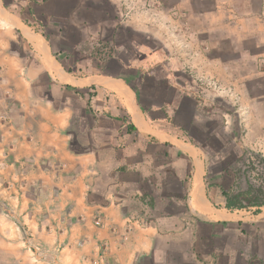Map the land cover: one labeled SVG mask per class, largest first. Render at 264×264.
Returning a JSON list of instances; mask_svg holds the SVG:
<instances>
[{"label":"rangeland","instance_id":"1","mask_svg":"<svg viewBox=\"0 0 264 264\" xmlns=\"http://www.w3.org/2000/svg\"><path fill=\"white\" fill-rule=\"evenodd\" d=\"M179 1L0 0V71L14 64L21 70L18 64L24 58L13 54L23 51L35 58V44L52 73L48 47L63 67L67 64L79 76L102 70L121 73L140 93L139 103L146 112L159 111L153 113L154 117L170 115L176 132L182 131L203 151L209 185L221 186L231 194L252 188L256 194L260 191L259 199L264 203V0H203L207 5L203 14H188L178 8L169 13L162 8L177 6ZM73 6L74 16L69 12ZM184 21L190 24L186 26ZM220 61L224 64L222 75L215 71V63ZM46 80L44 77V95L47 89L59 86ZM17 85L12 81L11 86ZM123 98L127 105L126 95ZM74 101L70 99L69 103ZM7 102L0 101L1 113H5ZM78 122L75 118L69 131L85 140V124ZM106 137L102 133L95 137L101 148L107 144ZM104 153L108 160L113 159L107 149ZM107 158L101 159L102 169ZM109 161L107 165L111 166ZM1 162L5 166L0 165V264H40V259L46 264H78V241L89 240L88 235L77 237L71 232L63 238L68 249L57 251L55 237L39 234L45 206L29 203L25 189L29 179L24 170L18 172L17 167L7 166L11 162L2 155ZM110 182L101 179L99 185ZM40 194L37 191V196ZM200 205L209 214L191 200L195 210L214 215L201 199ZM175 209L184 211L182 206ZM162 211L171 213L174 206L165 205ZM249 212H254L253 208L235 213L246 218ZM45 222L48 230L51 223L56 224L53 218ZM218 228L207 236L203 232L195 235L192 256L164 253L157 257V264H264L256 246L242 235L247 226L241 227L238 238L223 226ZM31 229L38 231L36 236L29 235ZM86 229L84 225L73 233ZM231 239L240 248L239 255L231 254V241H226ZM20 247L27 252L19 253ZM83 256L90 257L89 251Z\"/></svg>","mask_w":264,"mask_h":264},{"label":"crops","instance_id":"2","mask_svg":"<svg viewBox=\"0 0 264 264\" xmlns=\"http://www.w3.org/2000/svg\"><path fill=\"white\" fill-rule=\"evenodd\" d=\"M206 6L203 0H182L177 6L162 8L169 13L178 8L188 14H203ZM69 12L74 16V6ZM40 38L43 40V36ZM45 42L51 47L50 41ZM33 46L38 52L35 58L23 51L13 54L24 58L18 64L21 70H16L14 64L0 71V91L7 93L0 94V101H8L5 113L0 111V155L9 158L11 164L7 166L17 167L18 172L24 170L29 179L26 197L29 203L45 206L43 220H55L50 230L43 221L39 234L55 237L57 251L63 253L68 249L63 238L72 232L77 237H89L81 239V244L79 240L77 247L72 246L81 254L78 264H147V260L157 264V257L164 253L192 256L197 234L203 232L207 236L221 225L229 235L238 238L241 227L247 226L242 235L256 246L257 253L253 248L252 253L264 260V208L256 212L253 208L254 212L247 213L246 218L226 209L221 191L207 185L208 167L203 151L182 131L176 132L170 115L154 117L153 113L159 111L146 112L139 103L140 93L121 73L69 74L48 47L49 59L58 67V70L51 67L52 73L43 62V54ZM215 65V71L222 75L223 62ZM44 77L49 84H59L47 89V95L43 94ZM12 81L17 87L11 86ZM91 94L95 97L91 98ZM48 95L52 101L46 98ZM124 95L128 96L129 105L125 104ZM69 98L75 99L74 103H69ZM124 117L136 131H128ZM3 118L5 123L1 122ZM75 118L78 123L84 122L87 139L70 133ZM86 119L90 121L85 123ZM5 127L8 128L3 131ZM100 133L107 136L105 148L95 140ZM106 149L114 156L110 161L104 153ZM102 158H107L103 169ZM4 164L0 163L2 167ZM198 171L201 200L214 215L198 208L207 214L200 213L191 206L193 180ZM101 179L111 182L99 185ZM37 191H41L40 196ZM165 205L174 206V211L162 213ZM181 206L185 212L175 209ZM49 207L52 211L47 215ZM84 225L86 231L73 233ZM37 232L31 229L29 235L36 236ZM226 241H231V254L239 255L240 248L234 246V239ZM221 250L224 251V246ZM86 251L90 257L83 256ZM26 252L19 248V253ZM42 260L39 263L46 264Z\"/></svg>","mask_w":264,"mask_h":264},{"label":"trees","instance_id":"3","mask_svg":"<svg viewBox=\"0 0 264 264\" xmlns=\"http://www.w3.org/2000/svg\"><path fill=\"white\" fill-rule=\"evenodd\" d=\"M25 24H27V23L25 22ZM27 26H29V25L27 24ZM66 59L69 60L68 57ZM64 68L69 74H72V73L75 72L72 68H69L67 66V64L65 65ZM102 72H105V71L102 70ZM66 88L67 89H71L70 87H66ZM90 97L91 98L95 97V94H91ZM47 98H49V100L52 101L51 97L47 96ZM123 121L127 125V128H128L129 132L130 131L131 132L132 131H136V128L134 127V125L132 123H129L128 118L124 117ZM153 128L155 130H157L156 127L153 126ZM147 137L149 139L154 140V138H151L150 136H147ZM207 185H208L209 188L217 187L221 191L222 196L225 198V208L230 210V211H236V210L241 211V210H248V209H251V208L260 209V208L264 207V203L261 202V200L259 199L260 191H257V194H256L254 189L251 188V190H249L247 192H244V193L231 194L227 189H225V188H223L221 186L209 185L208 182H207Z\"/></svg>","mask_w":264,"mask_h":264},{"label":"bare ground","instance_id":"4","mask_svg":"<svg viewBox=\"0 0 264 264\" xmlns=\"http://www.w3.org/2000/svg\"><path fill=\"white\" fill-rule=\"evenodd\" d=\"M34 36V35H33ZM37 37V36H36ZM40 40H42L40 37H38ZM43 41V40H42ZM47 56V55H46ZM52 68L54 69V70H58L57 68V66H55L54 65V63H53V65H52ZM64 78V77H63ZM126 100H127V105H129V98H128V96L126 95ZM132 105V104H131ZM131 109H132V107H131ZM132 111H133V109H132ZM135 115V119H136V114H134ZM139 116V115H138ZM140 118H142L141 116H139ZM136 121H137V119H136ZM140 121V120H139ZM194 184H195V188H194V192H193V200L197 203L196 204V206H197V208H199L200 210H205L206 208H205V206H202V205H200V199H201V193H202V191H201V177H200V173H198L196 176H195V178H194Z\"/></svg>","mask_w":264,"mask_h":264},{"label":"water","instance_id":"5","mask_svg":"<svg viewBox=\"0 0 264 264\" xmlns=\"http://www.w3.org/2000/svg\"><path fill=\"white\" fill-rule=\"evenodd\" d=\"M20 29V31L22 30L21 28H19Z\"/></svg>","mask_w":264,"mask_h":264},{"label":"built area","instance_id":"6","mask_svg":"<svg viewBox=\"0 0 264 264\" xmlns=\"http://www.w3.org/2000/svg\"><path fill=\"white\" fill-rule=\"evenodd\" d=\"M97 263V262H96Z\"/></svg>","mask_w":264,"mask_h":264}]
</instances>
